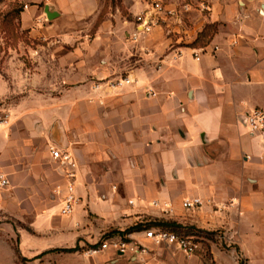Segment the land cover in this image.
<instances>
[{"label": "crops", "instance_id": "obj_1", "mask_svg": "<svg viewBox=\"0 0 264 264\" xmlns=\"http://www.w3.org/2000/svg\"><path fill=\"white\" fill-rule=\"evenodd\" d=\"M21 2L22 27L49 43V83L76 88H62L55 97L60 109L50 115L55 120L45 139H33L28 161L23 149L0 142V166L10 185L0 192V216L27 226L15 231L5 223L9 242L0 236V243L12 252L10 264L19 257L28 264H140L114 251L86 260L81 253L103 234L155 221L174 222L190 231L185 236L211 243L215 264H239L237 258L264 264V136L251 135L239 121L252 109L264 112V0ZM155 2L174 15H156ZM46 5L55 14L50 21ZM103 11L91 35L77 28ZM139 16L153 22L148 32H141ZM208 25L215 26L208 43L194 45ZM121 78L131 83L109 87ZM51 145L67 149L77 163V202L68 216L39 209L38 201L52 205L65 195ZM27 197L35 198L33 211ZM186 198L202 206L185 210ZM32 212L33 223L27 219ZM217 231L219 242L234 247L223 252L198 237ZM125 237L147 247L143 264L201 262L199 255L186 259L171 246H154L141 231Z\"/></svg>", "mask_w": 264, "mask_h": 264}, {"label": "rangeland", "instance_id": "obj_2", "mask_svg": "<svg viewBox=\"0 0 264 264\" xmlns=\"http://www.w3.org/2000/svg\"><path fill=\"white\" fill-rule=\"evenodd\" d=\"M111 2L114 5L116 0ZM25 8L21 0H0V142L4 140V146L9 150L13 148L12 150L19 152L23 149L25 155L22 156V159L28 161L30 159L29 152L33 150V139H36L39 135L42 139H45L44 136L51 126V122L55 120L50 119V115L55 109H60L55 108L60 105L55 97L62 92V88L72 90L76 87H61L59 84L49 83L53 77L51 69L53 67L48 65L50 68L48 69L46 62V57H49V55L52 57L50 51L45 50L46 45L49 43L34 40L29 30L22 27L20 16ZM100 22L96 20L88 26L79 25L77 28H88L91 35ZM67 49L71 50V47L67 46ZM57 120L60 121L61 119L58 118ZM38 130H40V133L37 132ZM9 159L11 160L12 157ZM61 176L63 181L61 183L62 192L65 194L69 181L63 175ZM27 199L29 207L33 211L35 198L27 197ZM62 200V195L58 194L52 205H47L42 200L38 201L39 209H50L47 212L57 216L62 208ZM27 219L33 223V212L28 215ZM5 223L13 225L15 231L20 230V228H27L23 223L14 224L11 220L0 216V236L7 239L8 242L9 239L3 230ZM143 226L145 227L141 230V233L145 231L147 224ZM177 231L181 235H190V231L187 230ZM103 236L104 234L98 240L99 242L103 239ZM221 236L222 234L219 231L198 235L199 238L208 239L210 242L217 244L221 251L227 252L234 246L230 244V247H228L223 241L219 242ZM11 242L17 245V234L12 237ZM198 242L201 243V249L196 253V255L201 256V262L198 264H215L209 251V244L211 243L205 240H198ZM81 254L83 259L86 260L97 257L102 253L91 256L86 255L85 252ZM181 255L186 259L188 258V256ZM11 258V250L5 244L0 243V264H10ZM237 261L241 264L240 258H237ZM29 262L31 261L25 259L17 263L28 264ZM188 262L187 264H195V262ZM50 264H74V262L62 259L53 261Z\"/></svg>", "mask_w": 264, "mask_h": 264}, {"label": "built area", "instance_id": "obj_3", "mask_svg": "<svg viewBox=\"0 0 264 264\" xmlns=\"http://www.w3.org/2000/svg\"><path fill=\"white\" fill-rule=\"evenodd\" d=\"M156 15L164 14L165 16H173L174 11L166 9L165 6L159 2H155L151 5ZM260 13L264 10L260 8ZM139 26H141V32H148L153 25L151 20H144V17H138ZM136 38V35H134ZM131 82L127 78H121L115 82H111L109 87L119 88L122 85L130 84ZM94 89L98 88V85L93 86ZM245 124L248 132L255 136H264V112L260 109H252L245 115ZM49 153L51 158L55 161L58 171L69 182L66 186V193L63 198L62 208L60 214L68 216L73 212L74 206L77 202V198L74 193V180L77 173V163L71 153L65 149L55 145L49 147ZM9 186V179L7 174L0 166V192ZM156 206V204H154ZM181 206L185 210L196 211L202 206V202L198 198H186L182 201ZM169 207H166L168 211ZM145 239L151 241L154 246H171L183 255L190 256L196 254L201 249V245L198 240L191 236L181 235L172 231L164 230L161 228H150L143 231ZM106 251H114L120 256L130 255L133 256V260L138 259V263L143 264L144 257L146 256L148 249L141 243L132 241L121 237H108L100 240L96 245L87 248L84 252L86 255H96Z\"/></svg>", "mask_w": 264, "mask_h": 264}, {"label": "trees", "instance_id": "obj_4", "mask_svg": "<svg viewBox=\"0 0 264 264\" xmlns=\"http://www.w3.org/2000/svg\"><path fill=\"white\" fill-rule=\"evenodd\" d=\"M112 1V0H111ZM110 0H107V4H112ZM120 0H116V3H119ZM114 4V5H115ZM112 4V6H114ZM105 11H103V13L98 17L97 20L101 21L102 20V15L104 14ZM215 32V26L214 25H208L204 28V30L198 35L196 41L194 42V45H205L208 43L210 37L213 35V33ZM147 224V228H161L164 230H168V231H172L175 233H179L177 230L179 231H185L184 229H182V227H180L179 225H176L174 222H161V221H155V222H149L146 223ZM145 226L143 225H136V226H132L128 229H126L123 232H112L108 235H104L102 238H108L110 236H112V234H118L119 237L121 238H125L126 235L131 234V233H135V232H140ZM176 229V230H175ZM78 250V248H73V249H55V250H51L49 252H57V253H74ZM46 252V253H49ZM18 253V252H17ZM46 253H42L39 256L35 257L34 260L36 259H40L42 256H44ZM20 261H23V259H21L19 257Z\"/></svg>", "mask_w": 264, "mask_h": 264}, {"label": "water", "instance_id": "obj_5", "mask_svg": "<svg viewBox=\"0 0 264 264\" xmlns=\"http://www.w3.org/2000/svg\"><path fill=\"white\" fill-rule=\"evenodd\" d=\"M261 9L264 10V6H263V8H261ZM261 14H262V13H261ZM44 15H45L47 21H50V20H52V19L55 18V14H54L53 12H50L49 6H47V5H46L45 8H44ZM239 121H240L241 124L244 126V124H245V117H244V115H243V117H241V118L239 119ZM57 131H58V126H57V124L55 123L54 126H53V132L55 133V134H54L53 141H55L56 138H57V136H58ZM52 137H53V136H52ZM55 142H56V141H55Z\"/></svg>", "mask_w": 264, "mask_h": 264}]
</instances>
